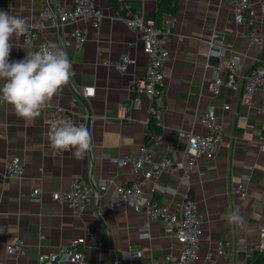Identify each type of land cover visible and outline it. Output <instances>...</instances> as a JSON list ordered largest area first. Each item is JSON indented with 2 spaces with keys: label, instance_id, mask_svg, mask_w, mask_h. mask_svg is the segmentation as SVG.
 I'll use <instances>...</instances> for the list:
<instances>
[{
  "label": "crops",
  "instance_id": "crops-1",
  "mask_svg": "<svg viewBox=\"0 0 264 264\" xmlns=\"http://www.w3.org/2000/svg\"><path fill=\"white\" fill-rule=\"evenodd\" d=\"M96 2L105 13L97 35L83 19L74 25L42 19L46 5L71 8L74 0H6L5 11L41 27L45 39L61 49L74 26L86 30L88 39L78 50L66 48L72 63L71 80L34 123H26L10 106L0 103V261L40 264V255L70 243L87 226L95 230L85 245L92 264H152L154 257L179 253L180 244L168 234L163 221L152 220L145 210L136 211L130 203H117L116 185L139 181L146 198L176 211L187 197L196 200L202 244L194 264H205L209 255L216 264H250L261 254L258 226L264 222V98L255 95L251 104L245 103L244 74L252 55L264 62V43L249 44L245 36L249 26L235 21L228 0H178L172 11L176 26L171 56L164 67L163 142L157 158L170 155L184 160L188 139L182 134L206 133L208 128L199 121L206 111H217L224 131L215 157H200L188 178L180 169L147 181L131 166L117 162L127 153H137L153 130L152 101L133 89L134 80L146 73L148 56L126 17L129 12L143 11L160 25L169 0H125L120 5L117 0ZM252 2L264 35V0ZM214 33L218 38L211 45ZM12 43L10 61L30 53L23 36ZM218 51L225 59L236 53H242L243 59L237 87L223 86L214 94L213 71L208 65L220 61ZM125 52L132 55L133 62L121 72L115 63ZM88 85L95 86L94 95L87 98L92 114L91 148L82 158L71 151L55 154L46 133L50 108L63 106L75 115L77 125L86 128L88 108L79 95ZM16 155L22 158L23 173L9 176L6 164ZM76 177L97 187L92 208L81 214L52 196L56 191H68ZM104 181L109 183L107 191L98 187ZM239 183L248 186V196L233 192ZM37 187L41 193L34 199L32 192ZM232 215L239 219L231 220ZM20 237L25 240V252L9 253L6 245ZM220 242H224L223 253L218 250ZM138 250L141 255H135Z\"/></svg>",
  "mask_w": 264,
  "mask_h": 264
},
{
  "label": "built area",
  "instance_id": "built-area-1",
  "mask_svg": "<svg viewBox=\"0 0 264 264\" xmlns=\"http://www.w3.org/2000/svg\"><path fill=\"white\" fill-rule=\"evenodd\" d=\"M125 0H117L120 5ZM234 12V19L238 23H246L249 31L246 37L249 44L259 46L264 43V35L257 24V13L252 0H228ZM6 0H0V10L5 11ZM105 13L97 5L96 0H74L73 7L64 8L60 6L54 9L46 5L42 11V19L46 22L56 24L58 21L74 25L83 19L91 23L94 27V34L97 35L99 28L104 20ZM45 22V23H46ZM47 22V23H48ZM28 31L23 36V43L30 47V52L39 50L42 46H51L40 32L41 27L28 22ZM126 24L129 28L136 31L139 40L143 44V49L148 56V63L144 77L134 80L133 89L145 94L151 99L149 112L153 130L149 139L139 149L137 153H127L117 162L120 165L131 166L135 173L140 174L145 180H151L160 176L162 173H176L182 169L184 177L188 178L200 157L212 159L220 148L223 124L217 111L209 110L199 117V121L206 125V133H183L188 139V146L185 152V159L179 161L177 157L165 155L157 158V149L163 142V135L160 131L162 125V109L165 103L164 88V67L171 56L170 44L175 31L176 17L173 12H166L163 15L160 25L153 20L148 19L143 11L129 12L126 17ZM218 34L214 33L210 41L211 45L216 44ZM88 39L86 30L80 27H73L69 38L64 42L68 49L78 50ZM56 45V44H55ZM60 49L61 47L57 45ZM221 58L216 64H209L213 71L212 92L218 94L223 86L236 88L238 85L237 74L241 68L243 59L242 53H236L231 58L225 59L222 52L218 51ZM260 56L252 55L251 66L244 74L245 88L244 101L251 104L255 95L264 98V62H260ZM133 62L132 55L125 52L115 63V66L121 71L126 72ZM95 86L88 85L83 87L82 95L86 98L94 95ZM140 99L137 98V103ZM230 105H224L228 109ZM61 121L75 122V115L61 105H54L50 108L46 119V133L58 125ZM264 148V145H263ZM54 151V150H53ZM64 151H54L55 154H61ZM24 165L21 156L12 157L6 164V172L9 176H21ZM1 186V182H0ZM101 191L109 189L108 181L100 183L98 186ZM96 184L76 177L68 191H56L53 193V199L57 202L67 203L79 214L92 208V202L96 196ZM248 186L239 183L233 189V192L242 197L248 196ZM41 189L35 188L32 192L34 199L40 197ZM116 201L127 202L133 205L136 211L145 210L152 220L163 221L168 234L174 236L180 244L179 253H167L163 256H157L152 259V264H194L200 258L201 250V218L198 211L196 200L187 197L180 209L174 210L171 206L148 199L144 196L142 183L134 181L131 184L116 185ZM260 243L259 251L264 254V222L259 224ZM95 236V230L87 226L84 233L72 239L56 251L48 254H42L39 257L40 264H92L85 245L88 239ZM218 250L224 252V242H220ZM9 253H24L25 240L20 237L6 245ZM142 251H136L135 255H141ZM212 255H209L205 264H216ZM0 264H5L0 261Z\"/></svg>",
  "mask_w": 264,
  "mask_h": 264
},
{
  "label": "clouds",
  "instance_id": "clouds-1",
  "mask_svg": "<svg viewBox=\"0 0 264 264\" xmlns=\"http://www.w3.org/2000/svg\"><path fill=\"white\" fill-rule=\"evenodd\" d=\"M28 31L26 20L0 10V103L11 107L26 123H34L49 103L63 91L73 75L72 63L57 45L42 46L24 59L10 61L13 39ZM54 151H71L82 158L90 150L92 135L82 125L61 121L49 133ZM231 220L239 217L232 215Z\"/></svg>",
  "mask_w": 264,
  "mask_h": 264
},
{
  "label": "trees",
  "instance_id": "trees-1",
  "mask_svg": "<svg viewBox=\"0 0 264 264\" xmlns=\"http://www.w3.org/2000/svg\"><path fill=\"white\" fill-rule=\"evenodd\" d=\"M177 2H178V0H169L164 11L172 12L173 10H176L177 9ZM262 61H263V59L260 58V62H262ZM250 264H264V254L261 253L258 256H256V258H254V260Z\"/></svg>",
  "mask_w": 264,
  "mask_h": 264
},
{
  "label": "water",
  "instance_id": "water-1",
  "mask_svg": "<svg viewBox=\"0 0 264 264\" xmlns=\"http://www.w3.org/2000/svg\"><path fill=\"white\" fill-rule=\"evenodd\" d=\"M62 50L66 53L67 55V50H66V47L65 46H62ZM79 98L81 99V101L87 106L88 108V124H87V127L86 129H88V131H90V126H91V121H92V114L89 110V106H88V101H87V98L84 97L83 95H79Z\"/></svg>",
  "mask_w": 264,
  "mask_h": 264
}]
</instances>
